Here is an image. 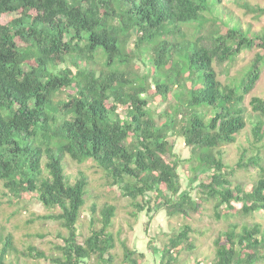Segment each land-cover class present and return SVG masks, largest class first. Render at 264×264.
I'll list each match as a JSON object with an SVG mask.
<instances>
[{
	"label": "trees",
	"instance_id": "1",
	"mask_svg": "<svg viewBox=\"0 0 264 264\" xmlns=\"http://www.w3.org/2000/svg\"><path fill=\"white\" fill-rule=\"evenodd\" d=\"M207 2L0 0V187L16 200L36 199L48 212L38 218L65 230L53 246L56 256L49 257L32 244L18 249L0 226V264L10 255L115 264L110 229L116 205L103 203L98 216L91 202L84 235L88 181L83 172L74 180L67 176L66 158L95 162L134 216L162 209L168 219L182 218L164 233L157 264H185L183 252L196 250L190 219L208 206L217 220L229 219L213 240L210 264L264 261V93L251 96L248 114L244 106L264 67V29L252 30L231 12L229 21L201 20ZM241 5L264 14L261 6ZM195 20L199 28L189 34L187 22ZM253 48L237 77L219 78ZM143 95L168 103L160 113L164 120ZM247 122L251 131L243 138ZM238 137L247 144L231 164L222 147ZM177 138L189 149L186 159L173 151ZM183 162L196 175L205 173L193 194L181 190ZM255 168L257 177L246 188L236 173ZM256 213L261 220L236 221ZM121 247V264H143V252L124 240Z\"/></svg>",
	"mask_w": 264,
	"mask_h": 264
},
{
	"label": "rangeland",
	"instance_id": "2",
	"mask_svg": "<svg viewBox=\"0 0 264 264\" xmlns=\"http://www.w3.org/2000/svg\"><path fill=\"white\" fill-rule=\"evenodd\" d=\"M243 1L264 8V0H222L220 6L216 0H208L207 6L209 5V8L202 11L201 20L216 17L221 20L225 19L229 21L233 19L231 15V13H233L234 16L242 20L245 26H250L252 30L264 29V14L257 16L254 13L245 12V8L241 5ZM201 20L187 22L192 28L189 34L195 32L199 28ZM132 38H134V36H132ZM129 44H132V40L129 41ZM255 51V48L243 50L235 61L220 74L219 78L223 81H227L237 77L240 70L253 57ZM135 63L139 67L137 70L140 74H143L144 66L142 61L135 58ZM149 84H151V82H149ZM263 93L264 67L255 87L245 97L244 106L246 107L247 114L250 112L248 101L251 96H260ZM144 96L149 100V108L153 111L155 117L164 120V118L160 117V113L168 110V103L160 100L159 97L154 95H143V97ZM250 131L251 124L247 122L246 129L242 134L243 138L246 134L250 135ZM241 141L242 137H238L236 142L222 147L228 163H234L239 156L241 148H244L243 145L246 146L247 142ZM173 151L181 159H186L189 156V149L185 147L183 140L179 138L175 140ZM64 167L67 176L71 179L74 180L83 172L88 181L87 186L89 195L87 196L86 206L80 218L82 233L84 235L88 233L89 214L87 213V208L91 202H96L97 212L103 203H113L116 205L117 211L110 230H112L116 240V246L112 250V253L115 255V264H121L122 240H124L129 247L145 254L142 261L143 264H157L159 260L158 250L164 238V233L176 228V226L182 222V218L173 217L168 219L166 212L162 209L156 213L151 212L150 214L144 210L134 216L131 212L135 209L128 204L126 198L120 196L116 186L110 187L108 185L104 172L95 162L89 160L78 163L70 158H66ZM178 170L180 174L181 190H186L193 194L195 192V185L205 173L202 172L199 175L193 173L189 162H183L179 165ZM256 170V168L250 169L249 171L239 170L236 173L237 179L242 181L246 188H250L254 178L257 177ZM3 191L4 189L0 187V226L3 228V235L10 233L13 236L15 246L20 250L32 244L43 249L49 257L56 256L57 253L53 246L59 241L58 233H65V230H62V227H60L59 223L55 220L38 218V216L47 214L48 212L36 199L25 196L16 200L15 198L4 195ZM234 204L236 206L240 205V203L237 202H234ZM211 212L208 206L202 215L194 214L190 219L192 227L195 229L192 235L194 237V243L196 244V250L193 252H183L184 256L182 259L185 264H210L214 249L213 240L221 230L226 228V222L229 220H217ZM97 215L99 216V212ZM254 216L255 217H243L239 220L231 216L230 220L233 222L236 220L239 223L242 221L251 223L253 220H261L262 218L260 213H256ZM198 231L203 233L200 234ZM17 262L20 264H54L49 260L35 261L22 256L19 258L15 255H10L7 258L6 264H16ZM91 264L97 263L92 261ZM260 264H264V261Z\"/></svg>",
	"mask_w": 264,
	"mask_h": 264
}]
</instances>
